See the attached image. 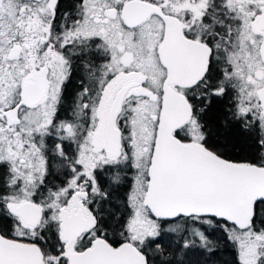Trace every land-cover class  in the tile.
Segmentation results:
<instances>
[{
	"label": "snow or ice",
	"instance_id": "6c2138e0",
	"mask_svg": "<svg viewBox=\"0 0 264 264\" xmlns=\"http://www.w3.org/2000/svg\"><path fill=\"white\" fill-rule=\"evenodd\" d=\"M0 264H264V0H0Z\"/></svg>",
	"mask_w": 264,
	"mask_h": 264
},
{
	"label": "trees",
	"instance_id": "16d2710c",
	"mask_svg": "<svg viewBox=\"0 0 264 264\" xmlns=\"http://www.w3.org/2000/svg\"><path fill=\"white\" fill-rule=\"evenodd\" d=\"M225 258H228V257H227V254H225Z\"/></svg>",
	"mask_w": 264,
	"mask_h": 264
}]
</instances>
